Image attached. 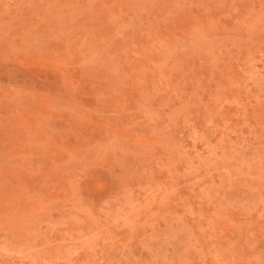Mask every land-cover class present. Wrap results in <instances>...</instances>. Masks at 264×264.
<instances>
[{"label": "rangeland", "instance_id": "obj_1", "mask_svg": "<svg viewBox=\"0 0 264 264\" xmlns=\"http://www.w3.org/2000/svg\"><path fill=\"white\" fill-rule=\"evenodd\" d=\"M0 264H264V0H0Z\"/></svg>", "mask_w": 264, "mask_h": 264}]
</instances>
